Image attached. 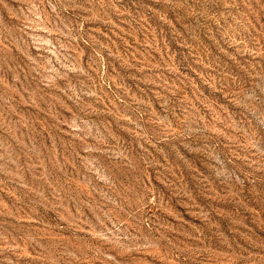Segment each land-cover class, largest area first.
<instances>
[{
    "label": "rangeland",
    "instance_id": "374dc122",
    "mask_svg": "<svg viewBox=\"0 0 264 264\" xmlns=\"http://www.w3.org/2000/svg\"><path fill=\"white\" fill-rule=\"evenodd\" d=\"M0 264H264V0H0Z\"/></svg>",
    "mask_w": 264,
    "mask_h": 264
}]
</instances>
